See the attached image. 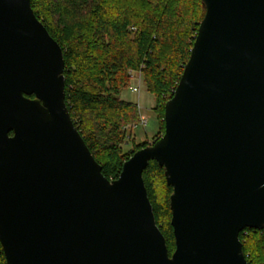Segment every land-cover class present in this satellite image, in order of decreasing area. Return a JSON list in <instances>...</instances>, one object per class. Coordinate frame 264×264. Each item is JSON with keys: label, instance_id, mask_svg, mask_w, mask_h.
<instances>
[{"label": "water", "instance_id": "water-1", "mask_svg": "<svg viewBox=\"0 0 264 264\" xmlns=\"http://www.w3.org/2000/svg\"><path fill=\"white\" fill-rule=\"evenodd\" d=\"M206 7L165 131L117 179L65 98L61 45L31 0H0V242L7 264H249L264 229V0ZM165 169L175 249L143 173Z\"/></svg>", "mask_w": 264, "mask_h": 264}, {"label": "trees", "instance_id": "trees-1", "mask_svg": "<svg viewBox=\"0 0 264 264\" xmlns=\"http://www.w3.org/2000/svg\"><path fill=\"white\" fill-rule=\"evenodd\" d=\"M31 5L63 49L65 98L74 123L103 174L117 179L129 157L164 133L165 103L189 60L206 7L202 0H31ZM131 71L141 72L155 96L160 127L154 140L133 142V150L125 152L142 118L138 104L121 97L131 86ZM143 177L172 254L173 188L154 160ZM240 239L249 264H264V229L245 228ZM0 264H7L1 242Z\"/></svg>", "mask_w": 264, "mask_h": 264}, {"label": "rangeland", "instance_id": "rangeland-1", "mask_svg": "<svg viewBox=\"0 0 264 264\" xmlns=\"http://www.w3.org/2000/svg\"><path fill=\"white\" fill-rule=\"evenodd\" d=\"M131 75V86L129 89L122 92L121 97L125 100L132 101L138 104L141 116L145 118L147 122L146 124H143L141 123L142 121H140V123L135 126L132 132L133 140H130L129 136V139H127L124 145L125 152H130L133 150V142H135L136 144H140L144 141L154 140V136L156 135L160 127L157 112L155 110V96L147 90L140 71H131ZM134 86H138L140 88V91L134 92L132 90ZM128 131L130 135V128H128Z\"/></svg>", "mask_w": 264, "mask_h": 264}, {"label": "built area", "instance_id": "built-area-1", "mask_svg": "<svg viewBox=\"0 0 264 264\" xmlns=\"http://www.w3.org/2000/svg\"><path fill=\"white\" fill-rule=\"evenodd\" d=\"M132 90L134 91V92H139L140 91V88L138 87V86H134L133 88H132ZM140 107V106H139ZM142 117V116H141ZM141 123H143V124H146V119L145 118H141Z\"/></svg>", "mask_w": 264, "mask_h": 264}]
</instances>
